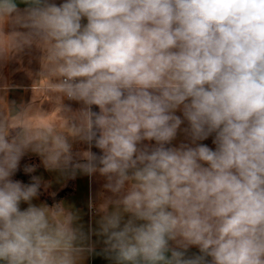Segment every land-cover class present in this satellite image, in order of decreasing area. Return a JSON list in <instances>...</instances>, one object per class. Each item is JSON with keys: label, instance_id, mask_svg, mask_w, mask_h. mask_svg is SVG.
Instances as JSON below:
<instances>
[{"label": "clouds", "instance_id": "1", "mask_svg": "<svg viewBox=\"0 0 264 264\" xmlns=\"http://www.w3.org/2000/svg\"><path fill=\"white\" fill-rule=\"evenodd\" d=\"M0 33V66L39 64L31 100L0 111V264L95 252L72 205L32 203L52 181L12 179L29 152L57 183L105 179L89 208L113 264H264V0H0Z\"/></svg>", "mask_w": 264, "mask_h": 264}, {"label": "crops", "instance_id": "2", "mask_svg": "<svg viewBox=\"0 0 264 264\" xmlns=\"http://www.w3.org/2000/svg\"><path fill=\"white\" fill-rule=\"evenodd\" d=\"M57 4L63 2V0H55ZM22 9L24 7L23 4L19 5ZM9 29L6 27L5 32L7 33ZM10 40V37L5 36L3 33H0V46L6 45ZM38 55L35 51L25 52L23 55L13 58L2 66H0V76L4 79L0 80V86L6 81L13 85H19V88H14L8 91L6 97L4 98V94L0 93V111L5 112L7 115L11 116V113L8 112V106L5 102V99L8 102L15 101L17 104L27 103L31 100L32 91L31 85L33 83L32 78L29 76V72L35 73L39 69L38 62L34 59V57ZM45 81L38 80L33 84V93L35 97L39 99L43 93L41 89L44 87ZM24 89H28L25 91ZM66 104H70L73 109L79 108L80 105L73 101H65ZM45 111H51L52 106L45 102L42 105ZM177 115L182 116L180 111H177ZM48 121H54L59 123V118L55 113L47 118L46 121H37L39 123H46ZM187 127V122L181 125V129ZM213 136H210L207 140L200 141L198 143L207 144L211 148H215V145L212 143ZM181 142H190L183 131L178 132L176 140L172 142V146H178ZM145 143H154L145 141ZM86 145L81 142H75L73 145V152L82 151L86 149ZM24 157H28L29 164L34 165L36 167V171L33 173L34 175L42 176L45 181H52V184L47 190L51 193H55L61 188H63L66 184L70 182L72 187V191L67 193L62 197L60 201H63L69 205H72L76 210L80 213V223L83 225V231L89 235L90 243L95 246V252L93 254H85L84 264H113V261L107 259L103 254V248L105 245L103 244L104 237L97 236L94 233L95 230H98L97 220L99 219V214L95 212L94 209L89 208V201L92 200L93 203L98 204V194L101 191H104L106 196L111 195L103 189V184L106 182L105 179L100 176L98 173L89 177L83 174H77L75 178H69L62 183H57L55 181V177L57 173L49 172L45 169L41 157L33 154L31 152L27 153ZM13 179V177H12ZM19 180L21 179H13ZM33 204L37 206L40 204H47L48 206H52L49 204L43 196L39 193L38 197L33 199ZM26 203H21V210L27 208ZM198 248L191 247L189 249L188 254H198Z\"/></svg>", "mask_w": 264, "mask_h": 264}, {"label": "trees", "instance_id": "3", "mask_svg": "<svg viewBox=\"0 0 264 264\" xmlns=\"http://www.w3.org/2000/svg\"><path fill=\"white\" fill-rule=\"evenodd\" d=\"M93 111H99L97 106H93ZM92 151L96 152L99 154V149H96L95 147H93ZM29 159L28 157H23L21 162H20V166L18 171L15 173V175L13 176V179H21L23 183L27 184L30 183V177L31 175H34L33 173L31 174H26L23 169L25 165H30L29 164ZM72 187L70 185V182L68 184H66L63 188H61L60 190H58L55 193H51L49 192L47 189L45 190L43 187H41L40 190V194L43 196V198L51 205H54L57 202H60V200L62 199L63 196H65L67 193H69L70 191H72ZM54 194V195H53Z\"/></svg>", "mask_w": 264, "mask_h": 264}]
</instances>
